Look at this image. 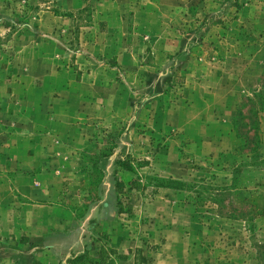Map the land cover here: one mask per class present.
<instances>
[{
  "label": "rangeland",
  "instance_id": "1",
  "mask_svg": "<svg viewBox=\"0 0 264 264\" xmlns=\"http://www.w3.org/2000/svg\"><path fill=\"white\" fill-rule=\"evenodd\" d=\"M82 248L264 264V0H0V264Z\"/></svg>",
  "mask_w": 264,
  "mask_h": 264
},
{
  "label": "trees",
  "instance_id": "2",
  "mask_svg": "<svg viewBox=\"0 0 264 264\" xmlns=\"http://www.w3.org/2000/svg\"><path fill=\"white\" fill-rule=\"evenodd\" d=\"M118 186H120V185L119 184H115V188H117ZM114 191L115 190H113V189H110L109 190L108 195H110V196H108L106 202L104 203V208L105 209H108L109 208L110 210L112 209L114 211H117L118 210V207H119V205H118L119 203H117V199L116 198L113 199L112 196H111L114 193ZM87 260H89L87 258V256L86 255H82L80 257L74 258L72 260L71 264H85L87 262Z\"/></svg>",
  "mask_w": 264,
  "mask_h": 264
},
{
  "label": "crops",
  "instance_id": "3",
  "mask_svg": "<svg viewBox=\"0 0 264 264\" xmlns=\"http://www.w3.org/2000/svg\"><path fill=\"white\" fill-rule=\"evenodd\" d=\"M40 239V240H39ZM44 239V237L43 238H38V245H39V243L42 241ZM40 241V242H39ZM103 251H105V252H103ZM74 253V252H73ZM101 255H109L110 253H109V250L108 249H104V250H102V252L100 253ZM114 254V256H117V255H119L120 254V252H114L113 253ZM82 255H86V252L83 250V248H82V250L81 251H78V252H75V254H74V256L73 257H80V256H82ZM67 257L68 256H65V259L63 258V260H67ZM112 260V259H111ZM108 262H109V260L107 259V257H101V260L100 261H96V263L95 262H92V259H89V260H87V262L85 263V264H108ZM115 263L116 264H118V259L115 261ZM35 264H40V261L39 260H37L36 262H35ZM129 264V263H128Z\"/></svg>",
  "mask_w": 264,
  "mask_h": 264
}]
</instances>
